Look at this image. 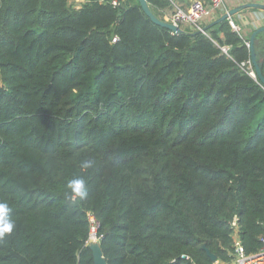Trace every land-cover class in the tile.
Segmentation results:
<instances>
[{
    "label": "trees",
    "instance_id": "obj_1",
    "mask_svg": "<svg viewBox=\"0 0 264 264\" xmlns=\"http://www.w3.org/2000/svg\"><path fill=\"white\" fill-rule=\"evenodd\" d=\"M112 1L0 0V200L16 223L0 264H93L89 215L107 264H214L203 244L230 262L234 216L257 252L264 86L247 38L229 19L174 34Z\"/></svg>",
    "mask_w": 264,
    "mask_h": 264
},
{
    "label": "built area",
    "instance_id": "obj_2",
    "mask_svg": "<svg viewBox=\"0 0 264 264\" xmlns=\"http://www.w3.org/2000/svg\"><path fill=\"white\" fill-rule=\"evenodd\" d=\"M112 4L118 5L119 3L113 0ZM222 4L223 0H191L189 5L185 8L174 6L171 14L163 19L176 24L183 29L194 31L200 29L201 26L207 23L209 18L211 21L219 16L221 14H219V12H221ZM230 25L233 30L241 35V30L237 25H235L232 21H230ZM111 41H117V36H113ZM244 43L248 47V39H246ZM88 219L90 222V232L87 242L98 241V237L96 235L98 224L92 215H89ZM231 226L233 228L232 237L234 240V253L233 258L231 259L232 261L229 264H264V236L261 239L262 245L260 249L255 253L246 254L238 238L236 216L233 217ZM215 262L216 263L214 264H218L217 261Z\"/></svg>",
    "mask_w": 264,
    "mask_h": 264
},
{
    "label": "water",
    "instance_id": "obj_3",
    "mask_svg": "<svg viewBox=\"0 0 264 264\" xmlns=\"http://www.w3.org/2000/svg\"><path fill=\"white\" fill-rule=\"evenodd\" d=\"M138 3L142 9V11L145 13V15L155 24L163 26L170 30L174 34H197V33H205L210 27L218 24L219 22L230 19L235 14L241 12L242 10L248 9V8H258L261 10H264V4L257 3V2H250V3H243L238 6H235L223 13H221L216 18L212 19L211 21L205 23L203 26H201L200 29L194 30V31H188L185 30L176 24H173L163 18L157 17L151 10L147 0H138ZM121 7H124V4H121ZM264 32V26L259 27L255 30H253L248 38L249 41V53H250V62L253 66V72L252 75L256 77L262 86H264V76L261 72V63L258 60V48L255 45V37L257 34ZM223 50H227L226 48H223ZM263 58V55H262ZM88 248L91 250L92 258H93V264H107L106 259L103 256V252L100 246V243L98 241H91L88 243ZM202 249L205 251L207 256L211 259V261L215 262L217 261L216 255L209 251V249L206 247L205 244L202 245Z\"/></svg>",
    "mask_w": 264,
    "mask_h": 264
},
{
    "label": "crops",
    "instance_id": "obj_4",
    "mask_svg": "<svg viewBox=\"0 0 264 264\" xmlns=\"http://www.w3.org/2000/svg\"><path fill=\"white\" fill-rule=\"evenodd\" d=\"M78 3H75L77 6L84 2V0H75ZM171 7L167 9L160 10L161 18H166L169 16L174 8V6L187 7L191 0H170ZM257 2L264 4V0H223L221 12L223 13L235 6H238L243 3ZM210 21V18L207 22ZM235 25H237L241 30V35L244 38H249L251 32L259 27L264 26V10L258 8H248L242 10L241 12L235 14L230 18ZM255 45L258 50H264V32L259 33L255 37Z\"/></svg>",
    "mask_w": 264,
    "mask_h": 264
},
{
    "label": "clouds",
    "instance_id": "obj_5",
    "mask_svg": "<svg viewBox=\"0 0 264 264\" xmlns=\"http://www.w3.org/2000/svg\"><path fill=\"white\" fill-rule=\"evenodd\" d=\"M95 165V160L92 158H84L79 161V168L82 171L92 169ZM67 189L71 193L73 200L79 199L84 200L89 194V185L84 176L76 175L67 182ZM12 208L7 201L0 200V243L4 242L10 237L16 223L11 217Z\"/></svg>",
    "mask_w": 264,
    "mask_h": 264
},
{
    "label": "rangeland",
    "instance_id": "obj_6",
    "mask_svg": "<svg viewBox=\"0 0 264 264\" xmlns=\"http://www.w3.org/2000/svg\"><path fill=\"white\" fill-rule=\"evenodd\" d=\"M70 2H72V3H74V4H75V3H78V1H75V0H70ZM231 261H232V260H231ZM231 261L226 263V262H221V261H218V260H217V263H218V264H229V263H231ZM214 263H216V262H214Z\"/></svg>",
    "mask_w": 264,
    "mask_h": 264
}]
</instances>
